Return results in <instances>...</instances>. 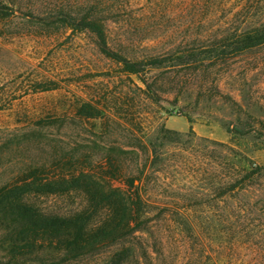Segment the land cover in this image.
Listing matches in <instances>:
<instances>
[{"label":"rangeland","instance_id":"rangeland-1","mask_svg":"<svg viewBox=\"0 0 264 264\" xmlns=\"http://www.w3.org/2000/svg\"><path fill=\"white\" fill-rule=\"evenodd\" d=\"M94 1L110 49L144 63L163 57L167 67L127 74L91 32L46 27L24 16L29 0H0L17 10L0 17V264H46L63 254L55 242L12 254L14 216L1 197L32 171L44 178L83 169L113 188H136L148 223L135 236L161 241L150 247L155 257L191 247L213 253L219 208L233 205L229 194L220 197L221 185L236 170L264 168V44L173 66L176 55L217 47L179 42L217 29L239 0H215L207 12L201 0ZM84 106L90 117L81 114ZM227 127L254 133L230 134ZM21 201L47 216L84 213L88 234L108 214L82 190ZM256 244L252 238L228 252V264H264ZM79 264H103V247Z\"/></svg>","mask_w":264,"mask_h":264},{"label":"trees","instance_id":"trees-1","mask_svg":"<svg viewBox=\"0 0 264 264\" xmlns=\"http://www.w3.org/2000/svg\"><path fill=\"white\" fill-rule=\"evenodd\" d=\"M200 9H214L215 0H201ZM73 0H29L24 16L46 27L60 25L72 31L91 32L101 52L123 66V71L130 75L141 76L150 68H164L163 57H154L148 63L131 61L114 52L107 44L105 23L98 18V1L90 0L86 6L77 7ZM233 13H230L215 30L205 31L194 39L183 38L179 43H216L206 51L204 46L198 51L176 55L173 66L196 63L201 55L207 54L221 58L227 54H236L264 44V0H239ZM20 9V8H19ZM22 10V9H21ZM17 10L0 3V17L13 16ZM145 83V81H142ZM148 91H154L145 83ZM91 107L82 108L83 115L90 117ZM227 133L247 135L254 133L251 129L241 131L226 128ZM264 136V135H263ZM264 168L254 166L248 171H234L228 181L221 186L220 197L227 194L233 198V205L219 208L218 243L213 253L204 248L191 247L183 255H151V245H161L154 240L150 245L136 232L146 230L148 221L141 219L144 202L132 180L128 182L133 191L113 188L102 179L82 170L61 173L52 177H40L35 171L29 173L21 184L13 185L2 199L8 203V210L14 216L13 256H18L16 248H26L29 254L40 246H51L54 242L63 247V254L55 261L46 264H79L91 257L103 247V264H228L230 251L239 245L252 244L256 241L257 259L264 260V229L262 218L264 205L261 204V189L264 186ZM71 190L85 191L90 203L96 207L103 205L108 214L97 230L87 233L88 223L84 213L72 217L47 216L38 213L24 204V195L56 194ZM258 211L259 214L256 212ZM19 224V225H18ZM154 249H152L153 252ZM21 255V254H20Z\"/></svg>","mask_w":264,"mask_h":264}]
</instances>
